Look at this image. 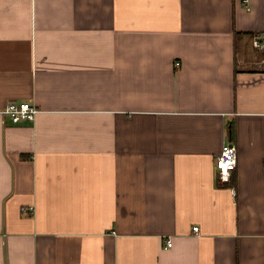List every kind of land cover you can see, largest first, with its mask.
Masks as SVG:
<instances>
[{"label": "crops", "instance_id": "obj_1", "mask_svg": "<svg viewBox=\"0 0 264 264\" xmlns=\"http://www.w3.org/2000/svg\"><path fill=\"white\" fill-rule=\"evenodd\" d=\"M258 32L264 0H0V264H264Z\"/></svg>", "mask_w": 264, "mask_h": 264}, {"label": "built area", "instance_id": "obj_2", "mask_svg": "<svg viewBox=\"0 0 264 264\" xmlns=\"http://www.w3.org/2000/svg\"><path fill=\"white\" fill-rule=\"evenodd\" d=\"M253 46L264 53V32L254 33L252 35ZM179 65V61L176 62ZM38 104L27 100H11L2 109L6 115H8L13 122L18 123L23 120H34L39 111ZM216 167L218 170V176L221 181L229 182L232 179L233 170L238 163V150L237 146L227 141L222 145V148L216 156ZM22 210L33 212L34 206L22 207ZM198 230V226H195ZM168 245H172V241L168 239Z\"/></svg>", "mask_w": 264, "mask_h": 264}]
</instances>
